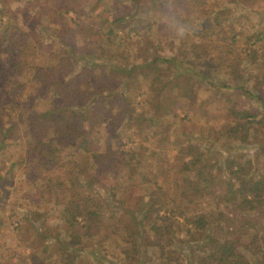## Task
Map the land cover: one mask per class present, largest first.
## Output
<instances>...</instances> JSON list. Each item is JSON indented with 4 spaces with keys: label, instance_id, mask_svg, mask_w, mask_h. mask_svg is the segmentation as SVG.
I'll return each instance as SVG.
<instances>
[{
    "label": "trees",
    "instance_id": "obj_1",
    "mask_svg": "<svg viewBox=\"0 0 264 264\" xmlns=\"http://www.w3.org/2000/svg\"><path fill=\"white\" fill-rule=\"evenodd\" d=\"M261 4L0 0V211L9 188L27 207L0 220V264H95L110 244L118 264H179L182 244L185 264H264V168L243 149L264 155V28L237 17ZM193 116L208 142L176 143Z\"/></svg>",
    "mask_w": 264,
    "mask_h": 264
},
{
    "label": "rangeland",
    "instance_id": "obj_2",
    "mask_svg": "<svg viewBox=\"0 0 264 264\" xmlns=\"http://www.w3.org/2000/svg\"><path fill=\"white\" fill-rule=\"evenodd\" d=\"M249 11H250L249 14H245L244 12H241L240 14L237 15V17H247L248 21L246 22L247 24L245 25V30H248L250 27L255 26V24H257V22H260L259 25H261V27L264 28V5L261 4V6L260 5L254 6L253 10H249ZM161 22L164 23V21H161ZM167 26L169 27V29H172V28L174 29V31H172V33H171V38L177 39L178 36H180L186 32L184 30V27L182 24H175L174 22H171V24H168ZM174 26H175V28H174ZM157 28L159 29L157 31L158 35L160 34V32L170 33V32L165 31L164 30L165 28H162V27L161 28L157 27ZM159 38H162V37L159 36ZM144 39H147V38H144ZM165 40L166 39L162 38V42H164ZM156 46H157V51L159 52V54L164 55V53L167 51L166 47L164 46V44L161 43L160 40L156 41ZM168 54L169 55H167V56H170L171 58H173L172 59L173 60V64H172L173 69L175 68V66L182 68V69L189 68L187 64L182 65L179 62V60L177 58L178 56L175 53H173L172 51H168ZM140 55L142 56V53H140ZM138 62H139V65L140 64L144 65V62L142 59H140ZM168 72H171V69H168L165 71V73H168ZM137 78H139V76ZM199 89H201L200 91H203L202 87ZM174 91H175V89L172 90V92H174ZM204 94H205V92H204ZM246 97L249 99V97L247 95H246ZM240 102L241 101L238 99V103H240ZM255 105H256L255 108L260 109V113L264 114V106H263L264 104L261 106L260 104L256 103ZM164 124L165 123H163L162 125H164ZM199 124H202L201 118H194V116L191 119H189V121H185L184 124L182 123V126L177 131L174 130V132H173V135L176 137V140H177L176 143L180 142L183 136H187L190 139H196L200 143H207L208 141L205 137L206 136L205 130L201 134L198 133L199 129H197L196 127ZM159 128L160 127L158 125H156L154 127L155 134H157V135L161 133L158 130ZM173 135H171V136L173 137ZM256 143L257 142L252 140V141L248 142L243 148L244 149V156H246V159L250 160L253 163V165H251V167H253L255 170H256V168H259V169L264 168V165L262 164L264 162V155L261 156L259 159L257 158L256 160L254 158H252L254 151L256 149ZM163 150H164V152H163L164 153L163 154L164 160L166 162H170L172 155L175 153L174 150H172L169 146H167ZM217 157H220V158L223 157V152L222 151L215 152V154H213V158H217ZM260 164H262V166ZM30 187H31V185H25V183H24V184H21V187L19 188V190H16V191H20L21 194H24L25 196H27L28 195L27 191ZM10 189L11 188H9V190L4 189V192H6L5 197H6L7 201H5V204H6L5 205V211L4 212L0 211V220H5L4 222H6L5 224H7V227H8V228L6 227V229H8V230H10L9 228L14 225V224H12V220L16 219V215H13V216L10 215L11 212L9 211V209L14 208V209L19 210V212H24V210H26V208H27V207L25 208L22 205H19L21 200H22L20 195H18V193H16L14 191V189H12L13 191L12 190L10 191ZM28 197H29V195H28ZM30 199H31V196H30ZM13 200H14V202H12ZM28 201H29V198H28ZM24 202H27V200H25ZM17 205H19L20 207L17 208ZM31 220L35 225L39 224L38 222H40V218H38V216L37 217L34 216ZM29 224H28V222L21 223V227H22L21 230H23L24 234H26L28 236H30V233L27 232L28 227L29 228L33 227L32 225H29ZM45 224L47 226H49V225H55L57 223H55V219L53 218V216H49L48 219L46 220ZM211 229H212V227L210 228V230H208V232L205 235L212 236L213 231ZM42 230H44V228H42ZM14 232L15 231H11L10 233H7L5 231L6 237L8 235H14ZM48 238H54L57 241H58V239H60L55 232L49 233L46 241H48ZM62 244L66 245L65 241H63ZM188 245L189 244H187V245L182 244L180 246V249L178 250L179 255H180L179 264H185V262H187L189 260L188 259L189 258L188 253H187V246ZM87 248L88 247L86 246L85 249L87 250ZM17 250L23 251L24 255L26 256V260L29 261V256H27V250H24V248H22L20 246L17 247ZM51 250L52 249L47 250V251H45V253L50 252ZM98 254H99V259L96 260L95 264H118V261L115 260L116 256H117V248L114 245L112 246L110 244V245H107L106 247H100L99 251L97 252V255ZM36 256H37V259L43 258L44 253L42 255L36 254ZM84 259H85V257L83 256V258H81L79 260V263L84 262ZM89 264H93V263L89 262ZM131 264H134V262H131Z\"/></svg>",
    "mask_w": 264,
    "mask_h": 264
}]
</instances>
